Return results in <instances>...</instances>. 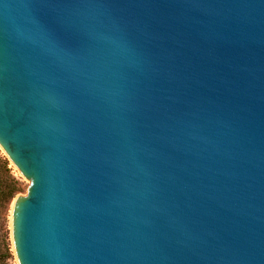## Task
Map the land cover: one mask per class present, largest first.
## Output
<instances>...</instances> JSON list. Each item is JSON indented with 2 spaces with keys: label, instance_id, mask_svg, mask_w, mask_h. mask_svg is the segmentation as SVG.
I'll list each match as a JSON object with an SVG mask.
<instances>
[{
  "label": "water",
  "instance_id": "water-1",
  "mask_svg": "<svg viewBox=\"0 0 264 264\" xmlns=\"http://www.w3.org/2000/svg\"><path fill=\"white\" fill-rule=\"evenodd\" d=\"M15 264H264V0H0Z\"/></svg>",
  "mask_w": 264,
  "mask_h": 264
},
{
  "label": "trees",
  "instance_id": "trees-1",
  "mask_svg": "<svg viewBox=\"0 0 264 264\" xmlns=\"http://www.w3.org/2000/svg\"><path fill=\"white\" fill-rule=\"evenodd\" d=\"M23 189V183L13 172L9 160L0 154V220L4 218L12 200ZM8 254V247L3 249L0 245V263Z\"/></svg>",
  "mask_w": 264,
  "mask_h": 264
},
{
  "label": "rangeland",
  "instance_id": "rangeland-1",
  "mask_svg": "<svg viewBox=\"0 0 264 264\" xmlns=\"http://www.w3.org/2000/svg\"><path fill=\"white\" fill-rule=\"evenodd\" d=\"M0 154L2 156H4L1 152ZM5 157V156H4ZM10 166L13 169V172L15 173L16 176H18L24 186V189L22 192L18 193V194H22L25 195L27 188L29 186V184L25 181V179L19 174V172L12 166V164L10 163ZM12 202L10 203L9 207L12 205ZM0 245L3 247V249L5 247H8L9 251H10V244H9V229H8V215L7 213L5 214L4 218H2L0 220ZM0 264H15L11 254H8L2 261Z\"/></svg>",
  "mask_w": 264,
  "mask_h": 264
}]
</instances>
